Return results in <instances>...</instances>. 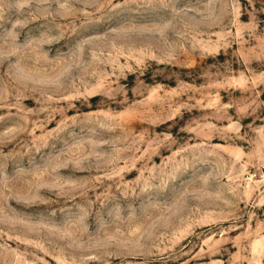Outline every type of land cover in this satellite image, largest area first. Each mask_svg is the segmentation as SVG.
I'll use <instances>...</instances> for the list:
<instances>
[{
    "label": "rangeland",
    "instance_id": "obj_1",
    "mask_svg": "<svg viewBox=\"0 0 264 264\" xmlns=\"http://www.w3.org/2000/svg\"><path fill=\"white\" fill-rule=\"evenodd\" d=\"M0 264H264V0H0Z\"/></svg>",
    "mask_w": 264,
    "mask_h": 264
}]
</instances>
